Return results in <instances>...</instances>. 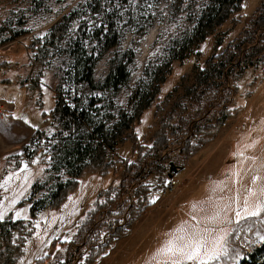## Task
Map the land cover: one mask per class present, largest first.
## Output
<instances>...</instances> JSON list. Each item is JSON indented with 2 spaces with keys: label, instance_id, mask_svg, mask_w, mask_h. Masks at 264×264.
Here are the masks:
<instances>
[{
  "label": "rangeland",
  "instance_id": "374dc122",
  "mask_svg": "<svg viewBox=\"0 0 264 264\" xmlns=\"http://www.w3.org/2000/svg\"><path fill=\"white\" fill-rule=\"evenodd\" d=\"M261 1L242 0L198 40L190 33L211 0H0V264H78L84 237L76 232L77 220L98 191L123 180L119 163L103 174L86 167L58 208L30 215L32 203L39 207L37 200L72 177L66 150L96 146L83 137L86 128L67 140L68 130L51 122L56 96L85 113L89 131L102 124L108 136L116 135L112 158L132 163L131 171L139 163L134 150L149 143L161 122L173 125L162 155L167 156L165 172L170 162L177 171L167 176L164 188L148 193L150 204L128 233L91 264H171L172 259L240 264L257 247L258 257L264 254V208L253 211L257 203L264 205V77L245 97L240 94L258 68L195 87L198 70L212 55L223 53L236 38L252 44L251 18ZM63 18L60 41L40 65L31 46L36 39L41 44ZM113 59L125 66L121 71L128 77L120 81L119 76L112 87L104 82ZM232 85L237 111L215 131H204L183 156L178 149L184 139L204 116L215 115ZM147 91L151 98L144 102ZM128 117L129 128L118 134L119 123ZM155 178L146 181L154 184ZM132 181L125 182L115 206L120 221ZM13 222L16 229L8 230ZM169 238L199 240L202 253L216 255L170 257L160 251Z\"/></svg>",
  "mask_w": 264,
  "mask_h": 264
},
{
  "label": "trees",
  "instance_id": "16d2710c",
  "mask_svg": "<svg viewBox=\"0 0 264 264\" xmlns=\"http://www.w3.org/2000/svg\"><path fill=\"white\" fill-rule=\"evenodd\" d=\"M14 2L18 0H7ZM242 0H211V4L206 5L203 12L197 18L192 31L190 33V39L193 37L198 40L203 39L207 34L214 31L216 27L222 24V21L231 14L234 10L238 9L239 3ZM67 18L54 23L47 34L42 40L36 39L31 48L36 49V62L43 65L50 56L60 41L61 34L66 27ZM252 37V44L245 41L242 38H236L231 42L226 50L220 54L212 55L208 60L204 62L203 67L198 70L195 76V87L198 82L201 85L212 82L216 76L225 77L228 74L230 78L234 76H242L249 68H258L260 73H256L245 85V89L241 92L240 96H247L254 89L257 83L264 77V0L261 1L260 5L256 9V14L251 18V28L249 29ZM13 35L7 39H12ZM240 37V36H239ZM255 39V41H254ZM40 44V46H39ZM83 68L85 66L82 65ZM124 65L120 62H116L115 59L111 61L109 73L105 78V85L115 86L120 76V81L127 80V74L122 72ZM91 68V67H90ZM88 69V68H87ZM236 69V72H229L230 70ZM83 73V69H81ZM230 73V74H229ZM41 68L36 77H40ZM83 75H80V77ZM203 76V78L201 77ZM82 80L83 77H82ZM236 90L235 86L232 85L230 88H226L223 93L224 96L220 99V108L216 111L215 115L204 116L197 125L193 126V134L189 138H185L179 147V151L183 156H187L193 149V145L196 141L200 140L201 136L206 130L215 131L216 127L220 126L224 120L234 114L237 111V102L234 101L233 92ZM151 96L149 92H145L142 100L148 102ZM137 110V109H136ZM178 110L183 111L184 108L180 107ZM52 120L57 123L56 128L68 130V138L73 137V134L79 133V129L86 128L83 133V137L89 140H94L95 145L91 143L90 146L79 147L77 151L70 152L66 150L64 157H66L69 163V171L71 178L66 181H58L57 184L52 188L43 200H37L40 203L39 207L32 203L30 206V215L40 208H58L60 203L66 196L68 190L75 189L77 178L83 173L86 167H91L95 171H99L102 174L105 173L115 163H119L122 170L123 180L115 186H108L96 193L95 198L87 208L84 209L81 217L77 220V234L83 238L84 252L78 258V264H91L95 258L102 256L109 247V244L118 239L119 237L128 233L131 228L133 221L140 216V211L147 205L150 204L148 193L157 188H164L165 181L167 180V173L165 172V159L166 155H162V150L166 147L167 143V130L173 129V125L170 120L161 122L157 132L151 137L149 143L145 144V147L138 148L137 152L134 153L138 156L139 163L135 171H131L134 165L132 163L127 164L123 158H112L115 154L113 149L114 138L116 135L107 134L102 124H97L92 131H89L86 124L85 113L82 111H75L70 109L68 105L61 101V98L56 96L55 106L52 110ZM132 119L130 117L124 118L118 126V134L122 133L129 128ZM90 123V122H88ZM38 130L33 132L34 135H39ZM41 134V133H40ZM71 134V135H70ZM42 135V134H41ZM40 135V136H41ZM120 135V136H121ZM95 136H97L95 141ZM125 136L121 141H125ZM128 139V138H127ZM135 140V138L133 139ZM79 144V143H77ZM135 149V148H134ZM149 159L148 163L145 164V160ZM184 159H182L181 164ZM256 175V173H254ZM156 177L155 183L152 184L146 181L149 177ZM258 176V175H256ZM132 181V189L125 200V214L124 220L120 221L115 212L117 208L115 206L118 198L122 194L125 188V182ZM258 180V179H257ZM36 202V203H37ZM124 206V205H123ZM234 211H230L233 214ZM111 220L107 230L99 231L100 225L108 223ZM3 222H0L2 224ZM21 225H24L22 220ZM9 224V223H8ZM16 222L10 223L7 227L12 230L16 229ZM87 227V228H85ZM87 235H85L86 233ZM260 251V247L255 248L248 254L247 259H243L240 264H264V254L258 257L257 252Z\"/></svg>",
  "mask_w": 264,
  "mask_h": 264
},
{
  "label": "snow or ice",
  "instance_id": "6c2138e0",
  "mask_svg": "<svg viewBox=\"0 0 264 264\" xmlns=\"http://www.w3.org/2000/svg\"><path fill=\"white\" fill-rule=\"evenodd\" d=\"M264 205L257 203L253 211L259 213ZM2 218V215H0ZM68 237H65L67 239ZM160 251L168 254L170 257L179 255L180 260L183 259H193L194 257H204L212 259L216 253L209 254L208 252H201V244L199 240L196 239H177L169 238L164 245L161 246ZM171 264H179L178 259H172Z\"/></svg>",
  "mask_w": 264,
  "mask_h": 264
},
{
  "label": "water",
  "instance_id": "95a60500",
  "mask_svg": "<svg viewBox=\"0 0 264 264\" xmlns=\"http://www.w3.org/2000/svg\"><path fill=\"white\" fill-rule=\"evenodd\" d=\"M177 171V167L173 166V163L170 162L169 163V172L167 173V176L170 177L172 175V172H176Z\"/></svg>",
  "mask_w": 264,
  "mask_h": 264
},
{
  "label": "flooded vegetation",
  "instance_id": "af4514ba",
  "mask_svg": "<svg viewBox=\"0 0 264 264\" xmlns=\"http://www.w3.org/2000/svg\"><path fill=\"white\" fill-rule=\"evenodd\" d=\"M54 106H55V102H54ZM51 122H53L54 124H56V126H57V123H55L54 121H51ZM60 126V125H59Z\"/></svg>",
  "mask_w": 264,
  "mask_h": 264
},
{
  "label": "built area",
  "instance_id": "2783aa9c",
  "mask_svg": "<svg viewBox=\"0 0 264 264\" xmlns=\"http://www.w3.org/2000/svg\"><path fill=\"white\" fill-rule=\"evenodd\" d=\"M242 127H244V125H243ZM172 180H173V179H172ZM172 182H174V181H172Z\"/></svg>",
  "mask_w": 264,
  "mask_h": 264
}]
</instances>
